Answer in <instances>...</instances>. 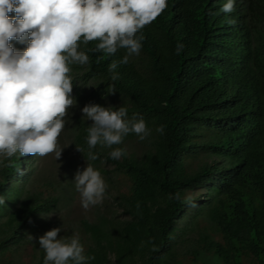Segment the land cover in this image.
Listing matches in <instances>:
<instances>
[{
	"label": "trees",
	"instance_id": "1",
	"mask_svg": "<svg viewBox=\"0 0 264 264\" xmlns=\"http://www.w3.org/2000/svg\"><path fill=\"white\" fill-rule=\"evenodd\" d=\"M226 2L167 0L127 64L126 49L80 43L90 62L68 65L75 101L57 138L62 171L40 175L39 155H0V264H44L38 238L57 227L60 237L79 235L94 257L86 264H264V0H235L223 13ZM88 104L125 106L151 133L98 144L88 160ZM117 147L126 154L114 160ZM87 163L107 188L102 204L80 213L73 181Z\"/></svg>",
	"mask_w": 264,
	"mask_h": 264
},
{
	"label": "clouds",
	"instance_id": "2",
	"mask_svg": "<svg viewBox=\"0 0 264 264\" xmlns=\"http://www.w3.org/2000/svg\"><path fill=\"white\" fill-rule=\"evenodd\" d=\"M166 8L167 0H0V154L11 158L17 152L41 157L55 153L59 160L63 149L57 150V138L75 101L68 65L90 62L88 54L78 51L80 43L98 41L91 51L110 55L126 49L119 63L127 64L142 48L143 36L137 33ZM234 10L235 0H227L220 9L223 13ZM13 12L15 16L10 18ZM13 39L26 42V49L16 50L9 43ZM182 49L183 45H177L176 53ZM117 67L116 61L109 65L113 81L119 78ZM107 92H115L112 84ZM81 111L82 118L93 122L86 137L91 161L98 159L92 151L98 144L120 145L129 133L143 141L151 133L143 119L128 118L125 106L114 109L88 104ZM156 131L163 134L164 126ZM125 154L119 147L109 153L114 160ZM73 182L84 209L105 198L107 185L91 164L82 171L78 168ZM175 198L179 199V193ZM4 203L0 196V205ZM61 231L53 228L38 238L45 252L44 264H86L94 259L84 255L78 234L60 237ZM27 238L37 239L30 234Z\"/></svg>",
	"mask_w": 264,
	"mask_h": 264
},
{
	"label": "rangeland",
	"instance_id": "3",
	"mask_svg": "<svg viewBox=\"0 0 264 264\" xmlns=\"http://www.w3.org/2000/svg\"><path fill=\"white\" fill-rule=\"evenodd\" d=\"M57 150H59L58 145H57ZM0 155H1V154H0ZM30 161H31V157H29L28 160H26L25 163L29 164ZM62 164H63V162H60V160H57V159H56L55 153L47 154L46 156H43V157L41 158L40 165H41L42 167H44V169H43L41 166H39V167H41V169L43 170V171H41L40 175H42V174H44V173L49 174V173H51V172L54 173V174L56 175V172L59 173V172L62 171ZM27 171H28V169H27ZM102 202H104V201H102ZM102 202H101V204H102ZM107 204L110 205V201H109V200L107 201ZM112 209L115 210L114 206L111 208V210H112ZM89 210H90V209H84V208L82 207V204H81V198H80V200H79V204H78V207L76 208V211H77V212H80V213H86V212H88ZM119 211H120V210H119ZM192 211H193V209H190V210L188 211V214H191ZM119 213H120V212H119ZM56 216H57V214L53 213V214L50 215L49 217L52 219V218H54V217H56Z\"/></svg>",
	"mask_w": 264,
	"mask_h": 264
}]
</instances>
